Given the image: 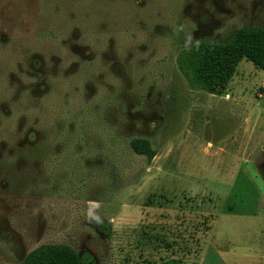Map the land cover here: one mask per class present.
Masks as SVG:
<instances>
[{
	"label": "rangeland",
	"instance_id": "1",
	"mask_svg": "<svg viewBox=\"0 0 264 264\" xmlns=\"http://www.w3.org/2000/svg\"><path fill=\"white\" fill-rule=\"evenodd\" d=\"M245 26L264 0H0V264H264V61L221 45Z\"/></svg>",
	"mask_w": 264,
	"mask_h": 264
},
{
	"label": "trees",
	"instance_id": "2",
	"mask_svg": "<svg viewBox=\"0 0 264 264\" xmlns=\"http://www.w3.org/2000/svg\"><path fill=\"white\" fill-rule=\"evenodd\" d=\"M226 49L243 55L255 65L264 61V28L245 26L239 27L230 33L221 43ZM138 142V141H137ZM133 144L140 155H145L151 161L156 156L148 142L140 141ZM171 260L164 264H179ZM29 264H94L93 257L89 254L80 255L75 249L67 245H49L40 248L29 260Z\"/></svg>",
	"mask_w": 264,
	"mask_h": 264
},
{
	"label": "flooded vegetation",
	"instance_id": "3",
	"mask_svg": "<svg viewBox=\"0 0 264 264\" xmlns=\"http://www.w3.org/2000/svg\"><path fill=\"white\" fill-rule=\"evenodd\" d=\"M107 14V13H106ZM98 15H100L101 16V14L99 13V11H98V9L95 11V16H98ZM102 15H103V13H102Z\"/></svg>",
	"mask_w": 264,
	"mask_h": 264
}]
</instances>
